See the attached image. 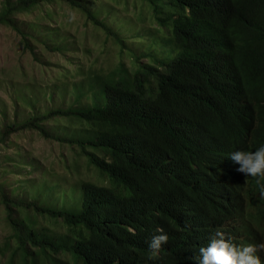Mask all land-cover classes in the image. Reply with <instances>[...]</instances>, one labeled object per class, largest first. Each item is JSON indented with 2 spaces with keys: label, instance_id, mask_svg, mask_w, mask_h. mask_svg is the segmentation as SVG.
Instances as JSON below:
<instances>
[{
  "label": "trees",
  "instance_id": "1",
  "mask_svg": "<svg viewBox=\"0 0 264 264\" xmlns=\"http://www.w3.org/2000/svg\"><path fill=\"white\" fill-rule=\"evenodd\" d=\"M52 2L81 8L87 22L125 43L86 0H5L0 26L26 39L15 17ZM159 2L152 1L169 37L167 57L151 56L134 76L98 70L73 84L70 108L3 131L2 140L35 130L68 145L108 181L82 184L81 212L14 201L2 191L24 264H38L30 249L51 254L53 264L61 253L63 264H197L193 257L217 230L237 244L264 242V177L237 171L229 157L264 144V0H168V13ZM65 89L62 96L70 95ZM59 120L87 134L63 138L47 125ZM17 207L62 221L71 245L47 230L38 236L34 224L23 238L13 221ZM157 228L169 239L152 257L148 241Z\"/></svg>",
  "mask_w": 264,
  "mask_h": 264
},
{
  "label": "rangeland",
  "instance_id": "2",
  "mask_svg": "<svg viewBox=\"0 0 264 264\" xmlns=\"http://www.w3.org/2000/svg\"><path fill=\"white\" fill-rule=\"evenodd\" d=\"M86 1L93 2L92 10L125 39L124 44L116 35L108 36L107 31L87 22L81 8L67 3L52 2L15 17L14 23L28 35L26 39L18 30L0 26V264H24L15 231L6 220L2 191L14 201H38L45 208L81 212L82 184L108 185L107 178L70 146L35 130L13 133L2 140L3 131L32 117L70 108L76 104L73 84L87 82L90 75L99 74L98 70L107 74L124 68L134 76L141 66L152 63L151 56L165 58L172 51L153 0ZM4 2L0 0V13ZM159 3L166 13L172 8L168 0ZM58 47L64 51L54 50ZM62 88L71 94L62 96ZM86 102L92 104L91 99ZM47 125L63 138L87 134L70 120ZM13 221L23 238L29 233L26 228L34 224L38 236L47 230V235L57 238L63 247L71 245L65 240L70 231L62 221L44 219L33 209L19 207L13 210ZM30 253L36 255L38 264H53L51 254L35 249ZM58 257L59 264L67 258L62 253Z\"/></svg>",
  "mask_w": 264,
  "mask_h": 264
},
{
  "label": "clouds",
  "instance_id": "3",
  "mask_svg": "<svg viewBox=\"0 0 264 264\" xmlns=\"http://www.w3.org/2000/svg\"><path fill=\"white\" fill-rule=\"evenodd\" d=\"M231 160L238 165L237 171L251 177H264V144L254 151L235 150L229 154ZM264 196V189L261 191ZM168 234L157 228L148 241V250L156 257L162 245L168 242ZM264 242L237 244L225 233L217 230L204 246L199 248V255L193 257L197 264H264Z\"/></svg>",
  "mask_w": 264,
  "mask_h": 264
}]
</instances>
